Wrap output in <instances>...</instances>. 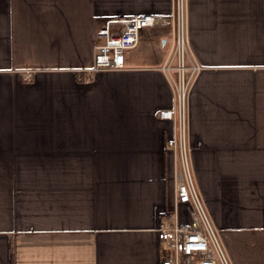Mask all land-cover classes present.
<instances>
[{
	"label": "crops",
	"instance_id": "1",
	"mask_svg": "<svg viewBox=\"0 0 264 264\" xmlns=\"http://www.w3.org/2000/svg\"><path fill=\"white\" fill-rule=\"evenodd\" d=\"M198 189L232 264H264V0H187ZM174 0H0V264H160L180 179L171 27L88 78L97 30Z\"/></svg>",
	"mask_w": 264,
	"mask_h": 264
},
{
	"label": "built area",
	"instance_id": "2",
	"mask_svg": "<svg viewBox=\"0 0 264 264\" xmlns=\"http://www.w3.org/2000/svg\"><path fill=\"white\" fill-rule=\"evenodd\" d=\"M187 8V0H174L171 15L145 13L109 18L97 30L99 42L95 45L94 63L85 73L91 78L103 69L124 68L126 52L138 45L143 28L171 27L172 43L160 69L173 82L176 104L160 110L159 116L174 122V134L167 145L177 153L180 179L176 185L173 219L164 221L159 230L161 241H167L174 253L160 264H232L198 189L191 157L187 96L202 67L189 59Z\"/></svg>",
	"mask_w": 264,
	"mask_h": 264
}]
</instances>
